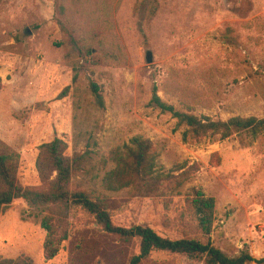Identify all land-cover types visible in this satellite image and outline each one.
I'll list each match as a JSON object with an SVG mask.
<instances>
[{"label": "rangeland", "instance_id": "rangeland-1", "mask_svg": "<svg viewBox=\"0 0 264 264\" xmlns=\"http://www.w3.org/2000/svg\"><path fill=\"white\" fill-rule=\"evenodd\" d=\"M61 1L0 0V155H20V183L42 187L40 147L60 138L69 157L85 156L73 189L103 200L114 225L148 226L171 240L198 239L185 198L200 188L216 199L215 246L230 256L248 249L264 259V136L243 145L236 137L184 143L172 115L150 106L157 88L165 102L197 116L264 118V0H156L159 11L151 18L153 0H92L106 8L96 18L101 27L92 22L94 6L86 16L74 7L70 20L86 29L84 36L96 35L94 57L120 58L117 65L93 58L88 64L104 110L95 105L86 77L72 84L74 58L67 54L77 51L58 24ZM67 86L69 95L56 100ZM138 135L153 143L163 172L188 164L190 179L176 193L138 197L131 189L103 187L115 167L111 152ZM214 155L219 164L211 162ZM42 216L23 200L0 211V260L24 255L35 264H130L139 254V240L115 239L77 212L60 254L46 262ZM142 264L204 263L155 251Z\"/></svg>", "mask_w": 264, "mask_h": 264}, {"label": "trees", "instance_id": "trees-1", "mask_svg": "<svg viewBox=\"0 0 264 264\" xmlns=\"http://www.w3.org/2000/svg\"><path fill=\"white\" fill-rule=\"evenodd\" d=\"M93 6L96 12L91 14L92 22L96 27H101L103 22L96 18L106 8H99V5L93 4L92 0H62L59 5L58 24L61 31L71 38L77 51V55L67 54L69 58H74L71 61L72 84L86 77L95 105L104 110L105 100L102 88L91 77L88 64L93 58L98 59L97 63L100 65H117L120 63V58L107 54H103V57H94L96 48L95 45L93 46V41L96 35L84 36L86 29L70 20L74 7L76 8L74 12L79 14L83 12L86 16L85 10ZM158 11L157 1L153 0L149 17L156 16ZM70 90L71 87L67 86L56 100L65 99ZM150 106L159 109L163 114L172 115L177 121V129L183 130L184 143H201L207 139L225 141L236 137L243 145L247 139L255 142L264 136V118L236 116L222 121L214 120L209 116H197L180 111L174 105L165 102L159 96L157 88L153 90ZM80 109V105H77V111ZM158 157L159 154L149 139L141 135L133 137L129 144L111 152L108 161L113 162L115 167L104 177L103 187L113 192L131 189L133 195L138 197L160 198L168 193H176L175 191L189 181L190 168H187L188 164L184 163L177 165L173 171L163 172L159 169ZM84 160V155L69 157L67 144L60 138L43 144L36 163L43 185L40 188H34L25 187L19 181V154L0 155V211L19 200L42 210L41 228L46 232L43 257L46 262L54 260L60 254L63 244L69 238V220L77 212H81L94 218L103 231L115 239L140 241L139 254L131 259L130 264H142L155 251L183 255L192 260L202 261L204 264H264V259H255L248 249L241 251L238 255L230 256L215 246L212 232L216 220V199L200 188H191L185 198L197 222L200 233L198 239L171 240L161 237L148 226L134 225L125 228L114 225L110 211L103 200L88 192L73 189V179L82 172ZM214 161L219 164L221 158L214 155L211 162ZM181 171L183 172L175 174ZM54 173L55 178L51 180L50 176ZM0 264L35 263L30 257L21 255L16 259L0 260Z\"/></svg>", "mask_w": 264, "mask_h": 264}, {"label": "water", "instance_id": "water-1", "mask_svg": "<svg viewBox=\"0 0 264 264\" xmlns=\"http://www.w3.org/2000/svg\"><path fill=\"white\" fill-rule=\"evenodd\" d=\"M147 63L151 64L153 62V55L151 52L147 53V57H146Z\"/></svg>", "mask_w": 264, "mask_h": 264}]
</instances>
